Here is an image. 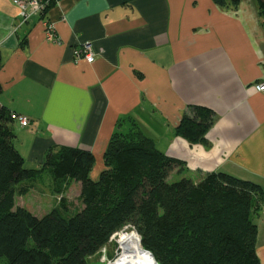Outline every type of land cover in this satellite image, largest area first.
Instances as JSON below:
<instances>
[{"label": "crops", "instance_id": "obj_1", "mask_svg": "<svg viewBox=\"0 0 264 264\" xmlns=\"http://www.w3.org/2000/svg\"><path fill=\"white\" fill-rule=\"evenodd\" d=\"M45 20L56 42L46 39ZM84 43L92 62L75 54ZM262 82L255 0L236 8L212 0H58L45 18L25 22L12 0H0V102L30 121L14 123L26 167L38 168L51 146L79 147L94 154L96 179L112 134L135 124L184 162L174 172L180 178L224 171L259 184L255 248L264 264V91L255 89ZM191 106L212 112L206 145L174 133Z\"/></svg>", "mask_w": 264, "mask_h": 264}, {"label": "trees", "instance_id": "obj_2", "mask_svg": "<svg viewBox=\"0 0 264 264\" xmlns=\"http://www.w3.org/2000/svg\"><path fill=\"white\" fill-rule=\"evenodd\" d=\"M43 19L58 0H39ZM236 8L240 0H212ZM264 30V0H255ZM23 45V41L21 42ZM1 93V86H0ZM12 111L0 102V260L3 264H90L111 236L126 228L157 264H261L256 254L255 215L263 199L259 184L224 171L172 180L184 162L167 156L135 124L115 131L103 152V168L90 178L94 154L79 147H49L38 168H27L15 146ZM212 112L191 106L174 133L207 144ZM53 193L80 183L82 208L70 212L64 199L38 217L16 197L42 175Z\"/></svg>", "mask_w": 264, "mask_h": 264}, {"label": "built area", "instance_id": "obj_3", "mask_svg": "<svg viewBox=\"0 0 264 264\" xmlns=\"http://www.w3.org/2000/svg\"><path fill=\"white\" fill-rule=\"evenodd\" d=\"M12 1L20 9L21 22H25L32 16L38 15L43 8V4L39 0H12ZM43 24L45 27L46 39L56 42L57 39L54 35L53 27L47 21L44 22ZM75 54L77 57L83 58L87 62H92L94 60V54L90 43H84L81 46V48L75 51ZM255 89H257L258 91H263L264 82L256 84ZM12 119H14L21 126H28L30 122L27 117L16 113H12ZM114 237L115 234L111 236L107 244H109L112 241V239H114ZM107 244L102 246L97 253L99 261L104 264H157L152 254L148 250L142 248V246L141 249L150 256V257L148 256L147 259H142L131 251H124L122 248L119 247V245L115 249L109 250L107 248L108 247Z\"/></svg>", "mask_w": 264, "mask_h": 264}, {"label": "rangeland", "instance_id": "obj_4", "mask_svg": "<svg viewBox=\"0 0 264 264\" xmlns=\"http://www.w3.org/2000/svg\"><path fill=\"white\" fill-rule=\"evenodd\" d=\"M264 91V90H263ZM97 179V178H96ZM179 179L177 173L172 174V180ZM95 180V179H94ZM51 177L46 172L42 175L40 182L33 185L28 193L16 197V205L23 206L30 210L33 214L40 217L47 213L54 206H58L61 200L64 199L66 208L72 213L82 208L80 200V183L71 182L62 194L53 193L50 188ZM122 231H133L131 229H124ZM120 233V231L118 232ZM117 233V234H118ZM115 233L114 239L107 244L109 250H113L118 246V235ZM90 264H104L99 261L98 255H94L89 260ZM0 264L3 261L0 260Z\"/></svg>", "mask_w": 264, "mask_h": 264}, {"label": "bare ground", "instance_id": "obj_5", "mask_svg": "<svg viewBox=\"0 0 264 264\" xmlns=\"http://www.w3.org/2000/svg\"><path fill=\"white\" fill-rule=\"evenodd\" d=\"M117 242L124 251H131L142 259H147L149 256L141 249L139 235L135 231H121L118 233Z\"/></svg>", "mask_w": 264, "mask_h": 264}, {"label": "water", "instance_id": "obj_6", "mask_svg": "<svg viewBox=\"0 0 264 264\" xmlns=\"http://www.w3.org/2000/svg\"><path fill=\"white\" fill-rule=\"evenodd\" d=\"M136 232V231H135ZM137 233V232H136ZM139 241H140V236H139Z\"/></svg>", "mask_w": 264, "mask_h": 264}]
</instances>
